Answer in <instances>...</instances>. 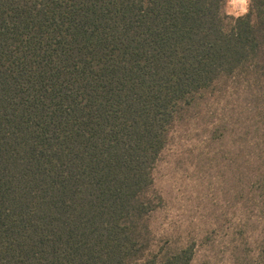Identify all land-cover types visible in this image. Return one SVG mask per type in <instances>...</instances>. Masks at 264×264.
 <instances>
[{
    "label": "trees",
    "instance_id": "16d2710c",
    "mask_svg": "<svg viewBox=\"0 0 264 264\" xmlns=\"http://www.w3.org/2000/svg\"><path fill=\"white\" fill-rule=\"evenodd\" d=\"M228 3L0 0V264H193L156 239L154 172L204 120L238 227L260 224L256 259L240 229L231 256L264 264V0Z\"/></svg>",
    "mask_w": 264,
    "mask_h": 264
},
{
    "label": "rangeland",
    "instance_id": "374dc122",
    "mask_svg": "<svg viewBox=\"0 0 264 264\" xmlns=\"http://www.w3.org/2000/svg\"><path fill=\"white\" fill-rule=\"evenodd\" d=\"M247 2L229 0L227 11L240 15L246 11ZM222 106L223 102L215 106L213 121L227 115L228 109ZM207 121L193 122L187 132H176L157 164L155 186L162 205L152 215L151 227L160 246L175 240L195 243L193 264H235L231 249L239 239L241 216L234 204L233 173L228 164L232 163L233 146L231 142L207 146ZM217 150L223 152V157L213 159L211 155ZM255 225L253 229H240L247 237L250 255L256 251L259 239L260 224Z\"/></svg>",
    "mask_w": 264,
    "mask_h": 264
}]
</instances>
